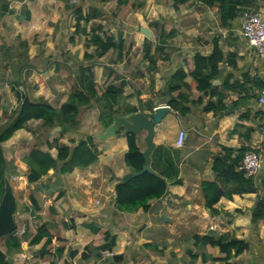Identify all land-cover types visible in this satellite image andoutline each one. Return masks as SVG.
<instances>
[{"label":"crops","instance_id":"crops-1","mask_svg":"<svg viewBox=\"0 0 264 264\" xmlns=\"http://www.w3.org/2000/svg\"><path fill=\"white\" fill-rule=\"evenodd\" d=\"M116 1L0 0V115L8 110L5 105L8 102L15 104V109L23 94L33 101H46L55 108L60 107L71 91L82 89L79 73L88 65H91L98 93L109 84H119L123 80L126 82L125 103L150 112L142 109L140 102L151 100L155 106L167 104L162 93L168 77L177 67L191 71L194 54H209L214 39L224 52L237 55L238 69L233 70L227 62L221 63L222 74L213 84L220 86L229 72L239 78L243 73L263 76L261 60L240 35V13L229 27L222 26L218 8L199 0L181 4L177 10L169 0H144V5L134 10L137 20L148 13L152 26H156L158 18L165 24L178 22L181 25L180 30L173 28L174 36L167 38L155 70L147 68L145 58L136 57H133L137 60H132L131 67L124 68L127 55L124 53L118 58L116 49H110L98 58L85 59V51L94 54L89 49H94L93 46L85 47L90 25L100 24L105 33L126 41L125 36L114 34L109 26L124 15V6L117 8ZM78 6L84 13L95 8L98 15L86 25L85 33L74 35L73 8ZM244 8L257 11L264 17V0H251ZM38 34L40 36H35ZM134 39L139 47L149 37L134 36ZM24 41L27 47L21 44ZM152 43L154 52L157 42ZM14 54L21 60H15L11 68L4 58ZM77 62L79 65L74 68ZM190 80L187 77V82ZM189 94L192 100L200 95L195 88ZM226 94V109L230 104L233 106L229 112L215 116L211 111L203 113L200 107L190 105L191 112L187 115L179 116L171 110L155 125V147L150 165L166 177L168 192L161 199L152 200L148 211L122 212L114 205L115 184L129 171L124 163L127 141L122 132L107 140L96 139L100 153L98 159L87 167H75L65 174L49 169L38 181H27L28 167L21 159L32 147L56 157L55 143L69 144L71 139L95 135L104 129L99 120L92 123L94 115L98 119L97 104L81 109L78 132L60 133V129L41 120H30L24 128L15 131L9 140L1 143V148L8 167L23 174L10 173L8 176L7 172V177L16 176L24 186L29 184L40 207L34 213L29 205L20 213L16 211V223L18 219L23 225L29 224L35 229L46 222L54 235V248L62 246L64 250L60 258L53 255L40 258L37 256L40 244L28 245L24 241L27 245L22 243V251L15 254L13 260L22 258L25 264H226L221 260L204 259L208 255L220 257L222 253L218 247L196 241L195 234L213 232L229 233L249 244L243 253L229 259L228 264H264V218L252 222L250 217L252 207L264 196V190L234 194L231 199L222 197L215 205L219 211L215 215L205 208L200 190L202 180L213 176L212 155L219 152L221 146L264 147L261 127H256L251 140L246 141L240 135L241 129L235 126L244 108H264L256 103L257 97L239 98L240 95L233 91H226ZM237 99L238 105L235 106ZM125 113L127 111L121 108L118 115ZM181 129L185 131V139L182 146H178L176 140ZM144 135V130L137 134L141 150L145 148ZM11 150L17 155L9 159L7 152ZM259 174L264 175V155ZM176 179L180 181L175 182ZM191 232L194 233L186 235ZM182 241L186 245L183 246Z\"/></svg>","mask_w":264,"mask_h":264},{"label":"trees","instance_id":"trees-1","mask_svg":"<svg viewBox=\"0 0 264 264\" xmlns=\"http://www.w3.org/2000/svg\"><path fill=\"white\" fill-rule=\"evenodd\" d=\"M108 1V0H100ZM130 0H117V8L126 6ZM175 10L178 6L185 4L190 0H169ZM208 6L218 8L219 21L222 26L229 27L231 22L240 13L243 7L248 6L251 0H199ZM144 0H132L130 5L133 9H139L144 5ZM68 7V6H67ZM75 24L74 35L85 33L86 25L89 21L98 15L95 8L89 9L88 12L78 6L74 7ZM85 24V27H84ZM103 26L100 24L92 25L89 28V38L85 41V47H94V54L85 51V59H93L103 56L110 49L117 50V57L122 58V49L124 40H118L111 34L105 33ZM175 29L167 32H161L159 43L154 47L149 40L143 43V57L148 61L147 68L155 70L158 57L164 53V45L169 37L174 36ZM74 39V36L71 37ZM27 47V42H22ZM237 55L233 52H224L218 40L212 42V50L209 54L196 52L193 56L194 67L191 71L186 72L182 67H177L168 77L163 95L166 97V103L170 108L177 112L179 116H185L191 112V106L200 107L203 113L213 112L215 116L224 114L226 105L224 99L227 97L226 91L238 93L241 97H257V92L264 87L262 77L259 75H249L243 73L242 76L236 77L229 72L225 75L220 86L213 84L222 74L220 64L227 62L233 70L238 69ZM82 79V89L71 91L65 102L60 107L55 108L46 101H33L23 94L22 100L17 107L12 110L10 118L0 124V197L4 191V177L7 176L8 162L4 157L1 143L9 140L15 131L24 128L30 120H41L49 126H60V133L67 131H79L80 112L83 107H89L94 103L99 107L98 120L105 128L112 122L113 114H118L119 109L124 112L137 110L135 106L125 103L124 86L125 81L119 84H109L101 93H98L96 82L94 80L91 65L80 69L79 73ZM190 77V82H187ZM248 83H251L249 86ZM219 87L222 89L220 90ZM195 88L199 93L196 100L190 98L189 91ZM238 105V99L234 101ZM191 105V106H190ZM142 109L152 112L155 105L151 100L140 102ZM237 128L241 129L240 135L246 140H251V133L256 127H261L264 142V108L253 110L244 108L235 123ZM122 131H118L120 134ZM81 136V134H79ZM127 141V150L124 154V163L129 171H140L144 164V158L141 149L137 143V135L125 134ZM57 150L56 157L50 152L43 151L34 146L22 157V161L28 167L27 181L34 183L45 175L49 169H55L61 174L71 172L75 167H87L98 159L99 150L95 135H86L79 139L69 140V144L55 143ZM221 150L212 155V178L203 179L200 184V190L204 199V206L210 214H218L215 207L216 203L222 198L231 199L234 194L242 195L244 193L256 192L259 189L264 190V175L259 174V180L255 181L251 177H246L244 173L238 170L245 152L252 150L249 146L227 147L221 146ZM154 155V152H153ZM151 163V162H150ZM151 166V165H150ZM152 168V167H151ZM153 169V168H152ZM10 170V169H9ZM154 170V169H153ZM156 171V170H155ZM16 174L15 169L11 170ZM157 174L143 172L137 176L131 177L128 181H119L115 184V208L122 212H136L138 210L148 211L151 207L152 200H159L168 192L166 177L160 172ZM176 179L175 182H179ZM18 199L26 196L31 204L32 213L40 209L38 201L34 195L33 189L29 184L20 189L17 193ZM24 200V199H23ZM22 200V201H23ZM27 209V207H25ZM251 221L256 222L264 218V196H261L251 209ZM19 228V227H18ZM54 235L49 230L47 223L43 222L37 228L26 227L22 235L10 234L1 239L2 246L7 254L6 260H0V264H25V259L13 257L22 251V243L28 242V245L40 244L37 250V256L43 258L47 255H53L55 258L62 256L64 248L62 246L54 248ZM196 241L203 245L218 247L222 253L220 257L205 256L206 260H221L228 264L229 259L237 257L243 253L249 246L248 242L232 236L229 233L215 234L213 232L205 234H195ZM58 240L63 238L58 237ZM52 249L54 251L52 252ZM197 257V255H195ZM50 264H56L50 262ZM68 264V263H64Z\"/></svg>","mask_w":264,"mask_h":264},{"label":"water","instance_id":"water-1","mask_svg":"<svg viewBox=\"0 0 264 264\" xmlns=\"http://www.w3.org/2000/svg\"><path fill=\"white\" fill-rule=\"evenodd\" d=\"M140 31L147 37L151 36V32L146 27H140ZM233 109L232 104L225 110L229 112ZM171 108L168 104H162L155 106L152 112H144L143 110H135L125 113L124 115L113 114L112 122L106 126L102 131L95 134V138L99 140H107L115 137L118 131H122L123 134H135L144 130V144L145 148L141 151L144 164L140 171H128L125 173L120 181H128L131 177L137 176L143 172H150L157 174L150 166L151 154L154 150L155 144L153 141L155 133V125L158 124L164 116L171 112ZM56 129H60V126H55ZM17 209V200L13 190L11 180L4 177V191L0 197V240L10 234H16L18 231L17 223L15 220V214ZM165 220V216L162 217ZM23 245H27L23 243ZM7 254L5 250L0 246V260H6Z\"/></svg>","mask_w":264,"mask_h":264},{"label":"rangeland","instance_id":"rangeland-1","mask_svg":"<svg viewBox=\"0 0 264 264\" xmlns=\"http://www.w3.org/2000/svg\"><path fill=\"white\" fill-rule=\"evenodd\" d=\"M130 3H132V0H130L126 4V6H124V8H123V12H124L123 18H121L120 21L117 20L113 24L109 25L110 28L113 29L114 34H117L118 36H125V40L126 41L124 42V47L122 49V54L124 55V53H126L127 61L124 64V68L125 67H131V65L134 63V61L137 60V59L134 60L133 57H136L138 59H140V58L144 59V57H142V54H144V51H143V48H142L143 46L140 45L138 47L136 45V42H135V39H134V36H136L137 38L142 37V36L145 37V35L140 31V27L141 26L142 27H146V28H148L150 30L151 36L149 37V41L150 42H155L156 41L157 43H159L158 41H159L161 32H163V31L167 32L170 28L171 29L175 28L176 30H180V26H181L180 23H178V22L165 24V23L162 22V19H159V18L156 19L157 20L156 26H152L153 22L149 21L150 15L148 13L143 15V17L141 19L137 20V19H135L134 15H133L135 9L130 7ZM90 27H91V25H90ZM5 36H14V35L5 34ZM35 36H40V35L38 34V35H35ZM35 36L33 37L34 40L36 39ZM146 40H148V39H146ZM13 46H16V44L13 45ZM89 49L94 51V49L92 47L89 48ZM10 52L13 53L14 50H10ZM114 54L115 53L113 52V55ZM4 59H5L6 62L8 61L11 64V68L14 67V61L15 60H21V58H19V57L17 58V56H15V54L11 55V56L7 55ZM132 60H134V61H132ZM78 65L79 64L77 62V64L75 65L74 68H76ZM128 90L129 89L127 88V91ZM5 105L7 106L8 110L5 113L0 115V124L4 123L5 121H7L10 118V114H11L12 110H14V107H15V104H11L10 102L6 103ZM80 114H81V112H80ZM95 121L98 122V119L94 115V119H93L92 123H95ZM90 124H91V121H90ZM99 128H101V126ZM257 151L261 154V157L263 159L264 147L263 146H261L259 148L257 147ZM15 154H16V152L11 150V152H9V153L7 152V157L9 159H11L12 158L11 156H15ZM12 169L13 168H10V167L8 168V173H9L8 176L10 175V173H12L11 172ZM15 171H16V169H15ZM21 171H23V170H21ZM17 173L18 174H23V173H20L19 171ZM11 177L12 176H10L9 178H10V180L12 182L13 190H14V193H15V196H16L17 193L19 192V190L24 188V184L18 178L16 179V176H13L12 178ZM23 199H18L17 196H16V200H17V209H16V211L18 212V210H19V213L25 207H27L28 205L31 207L29 199L26 196H23ZM17 222H18L17 223V227H19V228H21L23 226H24V228L30 227L29 224L23 225V223L20 220H18V219H17ZM193 233L194 232H191L190 234L186 233V235L189 236V235H191ZM182 245L184 246V245H186V243L184 241H182ZM0 246L3 248L1 240H0Z\"/></svg>","mask_w":264,"mask_h":264},{"label":"built area","instance_id":"built-area-1","mask_svg":"<svg viewBox=\"0 0 264 264\" xmlns=\"http://www.w3.org/2000/svg\"><path fill=\"white\" fill-rule=\"evenodd\" d=\"M240 23V35L249 46H251L258 58L262 62L264 82V17L254 10L244 8L239 14ZM256 103L264 107V87L257 92ZM185 139V131L181 129L178 133L176 144L182 146ZM263 163L261 154L257 151V148L245 152L241 163L238 166V170L242 171L246 177H251L255 181L259 175ZM25 231L24 227L18 228L17 233L22 235Z\"/></svg>","mask_w":264,"mask_h":264}]
</instances>
